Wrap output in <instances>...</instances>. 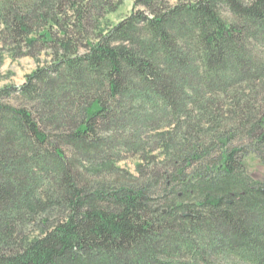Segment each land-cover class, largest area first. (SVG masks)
<instances>
[{
  "label": "trees",
  "instance_id": "16d2710c",
  "mask_svg": "<svg viewBox=\"0 0 264 264\" xmlns=\"http://www.w3.org/2000/svg\"><path fill=\"white\" fill-rule=\"evenodd\" d=\"M123 1L0 0V264H264V0Z\"/></svg>",
  "mask_w": 264,
  "mask_h": 264
},
{
  "label": "rangeland",
  "instance_id": "374dc122",
  "mask_svg": "<svg viewBox=\"0 0 264 264\" xmlns=\"http://www.w3.org/2000/svg\"><path fill=\"white\" fill-rule=\"evenodd\" d=\"M134 3L135 0H124L116 11L106 15L103 20V26L107 27L114 25L129 15L134 8ZM50 60L51 58L49 57L48 52H44L39 57V62L31 56L12 58L9 54H5V61L0 70V88L9 84H14L16 86L22 85L28 74L32 73L39 65H43ZM136 162V159H128L120 162L119 164L131 171H134ZM245 163L251 175L260 183H263L264 163L252 153L246 156ZM260 186H263V184H260Z\"/></svg>",
  "mask_w": 264,
  "mask_h": 264
},
{
  "label": "water",
  "instance_id": "95a60500",
  "mask_svg": "<svg viewBox=\"0 0 264 264\" xmlns=\"http://www.w3.org/2000/svg\"><path fill=\"white\" fill-rule=\"evenodd\" d=\"M261 189H263V188H261Z\"/></svg>",
  "mask_w": 264,
  "mask_h": 264
}]
</instances>
